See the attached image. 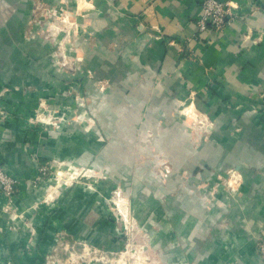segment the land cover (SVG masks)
Segmentation results:
<instances>
[{"label": "rangeland", "instance_id": "374dc122", "mask_svg": "<svg viewBox=\"0 0 264 264\" xmlns=\"http://www.w3.org/2000/svg\"><path fill=\"white\" fill-rule=\"evenodd\" d=\"M82 3L0 0V134L18 126L50 154L26 180L12 174L11 197L0 190L8 203L23 184L40 192L66 264H185L177 249L239 264L228 244L182 245L243 230L242 179L193 165L208 158L206 113L192 101L167 112L161 98H129L134 88L116 85L135 61L129 39L97 35Z\"/></svg>", "mask_w": 264, "mask_h": 264}, {"label": "crops", "instance_id": "0c3cea01", "mask_svg": "<svg viewBox=\"0 0 264 264\" xmlns=\"http://www.w3.org/2000/svg\"><path fill=\"white\" fill-rule=\"evenodd\" d=\"M233 1L237 8L223 28L209 26L204 32L198 27L202 0H83L82 5L90 10L86 14L96 22L97 35L129 39L135 61L125 64L126 76L112 77L119 78L116 85L134 88L129 98H161L167 112L175 103L192 101L197 113H206L213 137L206 145L207 160L193 165L243 181V230H234L228 240L201 241L193 235L182 245L228 244L239 264H263L257 239L264 235V0ZM19 128L7 124L0 134V160L24 181L50 154L31 145L32 137L26 142ZM40 198L39 191L23 184L8 203L0 190V264L69 261L53 252L54 218L49 207H36ZM229 214L232 218L235 212ZM224 256L177 249L175 259L213 264Z\"/></svg>", "mask_w": 264, "mask_h": 264}, {"label": "built area", "instance_id": "2783aa9c", "mask_svg": "<svg viewBox=\"0 0 264 264\" xmlns=\"http://www.w3.org/2000/svg\"><path fill=\"white\" fill-rule=\"evenodd\" d=\"M235 8H237V4L233 0H202V15L198 22L199 30L204 32L209 26L221 30L228 18L232 16ZM261 114L264 118V108H261ZM19 183V180L5 169L0 160V186L4 194L11 197ZM257 249L264 264V235L259 238Z\"/></svg>", "mask_w": 264, "mask_h": 264}]
</instances>
